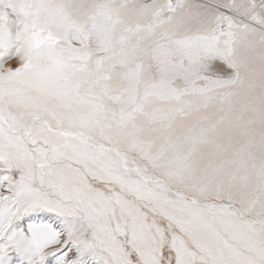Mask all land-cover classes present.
<instances>
[{
    "label": "snow or ice",
    "instance_id": "snow-or-ice-1",
    "mask_svg": "<svg viewBox=\"0 0 264 264\" xmlns=\"http://www.w3.org/2000/svg\"><path fill=\"white\" fill-rule=\"evenodd\" d=\"M0 264H264V0H0Z\"/></svg>",
    "mask_w": 264,
    "mask_h": 264
}]
</instances>
